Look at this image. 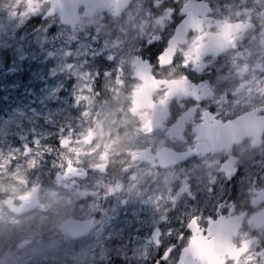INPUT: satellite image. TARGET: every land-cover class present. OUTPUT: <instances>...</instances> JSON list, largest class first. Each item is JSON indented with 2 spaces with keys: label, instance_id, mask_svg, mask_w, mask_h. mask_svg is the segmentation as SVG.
<instances>
[{
  "label": "rangeland",
  "instance_id": "1",
  "mask_svg": "<svg viewBox=\"0 0 264 264\" xmlns=\"http://www.w3.org/2000/svg\"><path fill=\"white\" fill-rule=\"evenodd\" d=\"M217 1H227V10L234 17L243 16L256 27L247 38V46L236 48L232 55L226 68L230 74L222 73L216 81L221 84L232 78L233 88H222L211 101L216 109L223 106L227 114H240L242 110L264 105V0ZM211 2L218 7L214 0ZM21 3L22 0H14L0 24V34L6 27L10 30L6 32L7 38H0V264H15L14 259L34 264L37 253L46 251L38 247L43 234H49L50 246L55 250V226L59 227L67 218L87 219L93 213L98 216L91 237L94 244L85 247L83 259L78 258L75 264H106L118 259L150 264L158 246L177 244L192 217L199 221L206 217L196 215L198 208L187 205L185 194L199 192L205 199L195 201L194 205L208 202L209 215L216 209L218 188L220 193L229 190L218 185V179L210 178L211 172H216L208 160L188 164L187 171L179 167L164 172L130 161L133 151L145 150L147 146L156 149L161 144L158 136L140 132L141 125L147 121L145 117L129 110L119 119L112 116L113 111L97 117L95 104L93 115L86 114L93 97L92 79L99 69L96 66L106 63L98 58L104 43L100 38L107 34L111 19L84 20L74 31L62 26L53 17L56 14H50L45 21L40 18L33 23L27 35L16 37L23 22L16 25L9 22ZM89 31L91 35H87ZM90 67L93 73L85 78ZM241 83L244 87L240 90ZM92 130L96 141L85 145L81 140ZM109 133L114 135L109 137ZM187 145V142L183 144ZM241 151L245 154V148ZM245 156L250 158L243 165L252 171L262 170L263 176L257 183L264 187V159L256 161L254 154ZM64 165L65 169L72 165L86 171L87 193L80 195L73 189L65 190V194L72 195L69 201L58 196L59 190L55 189V172H63ZM97 166L111 171V179L100 173V169L94 170ZM194 175L197 180H193L201 190L190 187L188 181ZM251 182L243 181L241 192L234 189L235 184L232 187L240 206L252 199ZM38 186L44 211L21 218H4L7 207L3 203L25 198ZM63 186L66 185L62 183ZM99 190L103 192L100 194ZM71 200L77 202L74 210L66 207ZM55 202L58 205L52 209ZM101 205L104 207L98 212ZM77 208L84 210L76 211ZM50 216L54 218L48 225L44 220ZM18 223L23 224L17 227ZM98 238H103L102 244L98 245Z\"/></svg>",
  "mask_w": 264,
  "mask_h": 264
},
{
  "label": "flooded vegetation",
  "instance_id": "2",
  "mask_svg": "<svg viewBox=\"0 0 264 264\" xmlns=\"http://www.w3.org/2000/svg\"><path fill=\"white\" fill-rule=\"evenodd\" d=\"M214 1L218 7L214 6L211 0H133L123 11H114L113 8L106 11L100 10L93 18H90L95 21L111 20L107 34L100 38V41L104 43L99 49L98 58L106 63L102 62L104 65L96 66L99 69L96 78L92 79L93 97L86 114L93 115L95 108L97 117H100L102 113L113 111L112 116L119 119L126 116V110L134 115L145 117L147 121L144 125L142 124L143 126L141 125L140 132H152L149 135L158 136L161 143L156 149L147 146L151 148L149 156L154 158L155 163H158V155H161L160 152L163 149H167L165 158L169 154L167 162L175 159L173 155L187 153L189 155L184 164L169 166L165 169L156 168L147 162L143 165H150L153 170L162 172L179 167L187 171L188 164L208 160L212 162L211 168L216 172H211L210 178L218 179L217 184L224 185L229 190L228 193H225L226 190L220 193V187L218 188L215 194L216 209L209 215L208 202L194 205L195 201L205 198L202 195L199 196V193L189 194L184 199L187 205H191L193 209L197 207L196 215L206 217L200 221L197 217H192L187 222L183 234L180 233L182 237L177 240V244L167 247L158 246V252L150 264H199L201 262L225 264L226 261L227 264H233V257L238 258L239 264H249V257H251L250 264H264V193H261L264 192V187H260L257 183V179L263 176V172L262 170L252 171L248 165H243L250 158L245 154H254L256 161L264 159L262 151L264 135L258 148H254L251 140H247L238 146H232L228 152L201 147L205 155H196L197 144L198 146L202 144L200 137L206 128L212 129L225 125L243 114L258 112L264 107L260 105L242 110L240 114L237 112L227 114L223 112V106L216 109V104L211 102L222 88H233L235 80L231 81L232 78H226L221 84H217L216 81L222 73L230 74L231 71L226 68L230 65L236 48L246 47L248 36L256 29L251 20L245 21L243 16L234 17L227 10L229 6L227 1H223L224 6H222L223 3ZM49 3L50 0H22L18 6L19 10L11 15L9 22L10 25H16L18 21L23 22L16 37L27 35L30 26L40 18L45 21L46 5ZM13 4L14 0H0L1 25ZM172 9H174L173 13ZM84 11L83 8L78 10L79 24L74 31L78 30V26L84 22L81 18ZM187 21L191 23L188 27L190 29L186 36H182L178 41L174 55L169 61L168 47L174 43L178 27ZM245 24H251V29L245 31ZM234 25H238L239 28L235 29ZM9 31L6 27V31L3 30L0 34V38H7L6 32ZM87 35H91V31ZM162 52L163 54L160 55ZM91 68H88L85 78L93 73ZM243 87V83L239 84L240 90ZM206 111L214 115L205 116ZM255 114L259 117L264 113L260 111ZM197 132L200 134L197 135ZM112 135L114 134H108L109 137ZM96 138V133L92 130L81 141L89 145L94 143ZM186 142L188 145L184 147L183 144ZM65 145L63 143V146ZM243 148H245V154H242ZM69 167L71 170L67 175ZM68 168L65 169L64 165L63 172H55L57 182L55 189L59 190L58 196L69 201L72 195L70 192L65 194V190L73 189L74 193L81 195L87 193L88 189H84L86 171L82 167L76 168L72 165H68ZM97 169L111 179L112 172L107 168L97 166L94 170ZM245 180L248 183L252 181L254 185L250 191L252 199L247 205L240 206L233 196L236 192H232V187L235 184L234 189L241 192L243 188L240 185ZM62 183L66 186L61 187ZM191 185L192 188L201 190L195 181H192ZM99 192L101 194L103 190ZM206 195H211L212 198L214 196L210 193ZM41 197L43 198V195L41 196L40 186H38L25 198H12L13 201L1 202L7 207V215L4 218H21L44 211ZM56 202L61 201L56 199ZM56 202L52 205V209L58 205ZM76 204L77 202L71 200L66 207L74 210L73 207ZM103 207L104 205H101L98 212ZM77 210L84 209L77 208ZM93 214L87 219L80 216L67 218L59 224V227L55 226L53 234L55 250L50 246L52 241L48 239L49 234H43L38 247L39 250L42 248L46 251L37 253L34 264H75L78 258L83 259L85 247L94 244L91 237L95 231L94 226L98 216L95 217ZM53 218L54 216H50L44 221L50 225ZM171 218L169 220L175 222ZM72 223L76 226L78 223H83L84 226L80 224L78 229L76 226L71 229ZM22 224L18 223L17 227ZM97 241L98 245L102 244L103 238H98ZM245 241L248 247L241 253L240 248ZM165 256L167 259L164 258ZM14 261L15 264H31V262L17 259ZM126 261L129 262L118 259L116 262L112 260L106 264H135L131 259Z\"/></svg>",
  "mask_w": 264,
  "mask_h": 264
},
{
  "label": "water",
  "instance_id": "3",
  "mask_svg": "<svg viewBox=\"0 0 264 264\" xmlns=\"http://www.w3.org/2000/svg\"><path fill=\"white\" fill-rule=\"evenodd\" d=\"M131 1L132 0H51V9L48 15L57 14L60 18V23L63 26H68L72 30H74L79 21L77 13L80 8H83L85 10L82 18H91L96 11L101 9L106 11L113 8L114 11H123ZM88 9L90 10L88 11ZM190 25L191 23L187 21L186 23L184 22L178 27L174 37V43L170 44L168 47L167 58L169 59V61H171L174 55V52L178 45V41L182 36H186L188 30L190 29H188ZM260 111H263L264 113V108L258 110V112ZM258 112L243 115L235 119L234 121L226 123L225 125H221L212 129L206 128L204 134H202V136L200 137V141L202 144L199 146L197 144V150H199V152L201 151V153H204L201 150V147H208L212 150H224L228 152L232 146L241 144L245 139H251L253 147L259 146L262 142V137L264 134V114L261 117H256L255 113ZM199 134L200 132H197V135ZM166 152L167 149H163L160 152L161 155H158L157 158L158 163H155L154 158H151L149 156L150 149L146 151H139V153L134 152L131 157L133 161L147 162L152 166H159L162 168L173 164L175 165L180 161L183 162L185 160L182 155H173L175 159L167 162L169 154L165 158ZM80 224L83 223H78L77 226L75 225V223H72L70 228L74 229V227L76 226V229H78V226ZM199 264L210 263L201 262Z\"/></svg>",
  "mask_w": 264,
  "mask_h": 264
},
{
  "label": "snow or ice",
  "instance_id": "4",
  "mask_svg": "<svg viewBox=\"0 0 264 264\" xmlns=\"http://www.w3.org/2000/svg\"><path fill=\"white\" fill-rule=\"evenodd\" d=\"M173 11H174V9L171 10L172 13H173ZM162 54H163V52H162L160 55H162ZM160 55L157 57V62H158V64H159ZM185 66H186V65H185ZM185 78H186V77H185ZM204 115L210 117V116H212V115H214V114H211V113H209L208 111H206V112L204 113ZM247 247H248L247 242H246V241H245V242H242V245H241V248H240L241 253L245 252V251L247 250ZM164 258L167 259L166 256H165ZM232 259H233V264H239V260H238V258L233 257ZM248 260H249V264H250L251 257H249ZM225 264H227V261L225 262Z\"/></svg>",
  "mask_w": 264,
  "mask_h": 264
},
{
  "label": "bare ground",
  "instance_id": "5",
  "mask_svg": "<svg viewBox=\"0 0 264 264\" xmlns=\"http://www.w3.org/2000/svg\"><path fill=\"white\" fill-rule=\"evenodd\" d=\"M81 155V154H80Z\"/></svg>",
  "mask_w": 264,
  "mask_h": 264
}]
</instances>
